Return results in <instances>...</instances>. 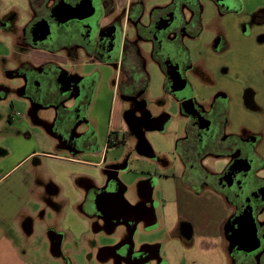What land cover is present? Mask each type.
<instances>
[{"label":"flooded vegetation","instance_id":"1","mask_svg":"<svg viewBox=\"0 0 264 264\" xmlns=\"http://www.w3.org/2000/svg\"><path fill=\"white\" fill-rule=\"evenodd\" d=\"M212 1L219 7H231L228 0ZM3 2L8 3L4 8L9 12L25 18L19 39L12 43L29 52L27 60L10 77L20 82V93L27 90L25 96L37 113L52 111L48 131L62 151L99 149L95 123L89 114L100 79L73 78L60 68V63L73 70L80 63H89L99 71L110 70L106 89L130 101L136 93V81L140 83L137 95L144 91L145 62L151 61L163 71L166 93L186 120L185 131L174 144L173 156L180 169L171 174L173 197H161L166 230L157 229L154 220L152 209L159 203L153 200V187L145 181L142 190L146 203L134 204L125 198L124 187L117 179L118 169L106 165L108 150L124 142L118 131L109 130L100 184L90 178L74 180L81 185L83 198L77 206L82 220L89 225V235L79 240L52 235L53 253L57 256L61 248H70V252L63 253L71 256L69 264H77L78 255H84V264H166L160 256L169 242H189L195 225L210 226L222 219L220 241L232 263L264 264V175H260L264 156L257 153L262 150L260 135H226L222 129L225 95L198 100L190 85L189 78L198 77L199 72L186 42L195 38L194 30H198L201 19L193 0H169L164 4L162 0ZM174 82L183 85L181 91H172ZM0 85L1 91H9L8 86ZM247 95L244 98L250 101ZM81 129L87 131L77 135ZM141 143L145 142H137V152ZM57 160L69 161L64 157ZM46 190L60 197L52 185ZM54 204L60 206L63 202ZM211 213L212 218L208 217ZM141 222L151 230L145 233L154 240L150 243L162 240V246L142 243L137 247L134 237ZM116 230L125 231V237L115 239L112 235Z\"/></svg>","mask_w":264,"mask_h":264},{"label":"rangeland","instance_id":"2","mask_svg":"<svg viewBox=\"0 0 264 264\" xmlns=\"http://www.w3.org/2000/svg\"><path fill=\"white\" fill-rule=\"evenodd\" d=\"M3 1L0 0V77L10 80L12 87L8 85V92L0 90V190L9 182L4 181L3 176L28 154L36 153L33 159L22 162L12 171L14 174L10 181L21 171L36 168V171L45 173L43 182L48 183L53 178L51 166L62 171L63 164L56 160L58 156L67 155L62 153L61 146L58 148L57 140L38 118L33 104L25 96L27 90L20 93V82L10 77L27 60L29 52L12 43L19 39L25 18H19L5 9L8 3ZM167 1L162 0V4ZM228 1L231 5L229 9L217 6L212 0H193L201 11V19L198 30H194L195 38L186 42V47L199 75L195 79L190 77L189 81L198 100L220 93L225 95L223 132L244 137L245 132L259 129L261 121L264 128V111L260 108L264 106V0ZM49 59L57 61L56 57ZM60 64V68L73 78L99 77L100 84L95 90V103L89 117L95 123L100 143H103L108 130L118 131L119 139H124L123 143L110 148L105 154L106 165L115 166L118 176L122 171L117 178L119 182L122 185L136 180L148 182L159 205L161 197L171 199V174L180 169L173 156L174 144L183 135L186 120L174 99L166 93L163 71L155 63L146 61L147 85L137 95L140 83L136 81L135 96L126 101L119 94L115 95L113 90L106 89L110 70L99 71L89 63H80L76 70ZM248 91L255 93L254 100L244 98ZM19 136L21 138L18 139ZM137 142L150 146L148 156L137 152ZM257 153L258 156L263 155L264 147ZM36 162L38 165L33 167ZM260 175H264V170ZM39 193L44 210L55 208L56 214L58 208L54 203L59 196L49 195L43 190ZM125 198L131 201L130 197ZM44 210L37 212L38 217ZM213 214L208 217L212 218ZM29 222L26 221V224ZM50 237L49 232L35 236L33 247L37 249L38 262L69 264L70 255L60 252L56 256L53 253ZM151 239L143 231H139L136 238L137 243ZM214 246L215 242L211 240L193 238L188 242L176 239L166 245L163 258H167L169 264H233L226 253L220 249L217 251ZM75 262L84 264V255L75 256Z\"/></svg>","mask_w":264,"mask_h":264},{"label":"crops","instance_id":"3","mask_svg":"<svg viewBox=\"0 0 264 264\" xmlns=\"http://www.w3.org/2000/svg\"><path fill=\"white\" fill-rule=\"evenodd\" d=\"M0 84L12 87L10 82L5 77H0ZM247 94L250 101L256 98L254 92L248 91ZM260 108L264 111V106H261ZM37 115L38 118H40L46 125L47 130H49V125L52 121V111H39ZM259 126V129H255L254 131L260 135L261 146L263 148L264 128L262 121ZM94 127L96 129V126ZM95 129V138L99 149L79 153H71L67 150H63L62 153H65L67 154L66 156H68L63 157L67 158L69 161L61 162V164H63L62 171H57L53 168V166H51L53 169V178L48 180V183H46V181L43 182L45 173L36 171V168L23 170L16 177L11 178V181L9 179L14 174L12 171L17 168L19 164L22 162L24 163L26 160L33 159L36 153H31L25 156L12 168V171L3 176V178H5L4 181L9 182L3 189L0 190V264H40L36 258L37 249L33 247V241L36 240L35 236H42L43 233L49 232L50 236H63L64 239L67 240H79L89 235V225L82 220L80 216L81 213L77 206L83 198L81 185L76 183L74 180L77 178H90L98 184L101 182V161L105 150L107 136L105 137L103 143H100L98 138L99 136ZM86 131L87 130L81 129L76 133L78 135ZM19 138H21V136H19L18 139ZM58 157L60 158V156ZM37 165L38 163L36 162L33 167H36ZM121 173L122 171L119 172V176L117 174L118 178H120ZM63 181L66 183H63ZM49 184L52 185L54 189L58 190L60 194L59 199L55 203L59 201L63 202L62 205L57 206L58 209L56 214H54L55 208H48L44 210L45 206L39 199L41 194L39 193V190H43L48 193L46 187ZM143 184L144 182H138L136 180L133 183H124L122 185L125 190V196L127 198L130 197L131 202L134 204L146 203L142 190ZM37 189L39 190L37 191ZM153 200L156 201L157 199L154 198ZM28 204L30 205L28 206ZM40 210H44V212L39 215V220L37 212ZM152 212L154 220L158 224L157 229H160L161 231L166 230V224L164 225L162 223V205L157 204L152 209ZM46 214H48L47 217ZM26 221H30L29 224H26ZM222 222V219H219L214 221L210 226L206 224L195 225L193 238L211 240L215 242L214 248L217 251L220 249L226 253L224 245L221 244L220 241V228L222 226ZM147 229L148 225L146 223L141 222L139 224L134 237V242H136L137 247L142 243L159 244L162 246V240L150 243V241H154L152 239L150 241L145 240L137 243L136 238L138 232L143 231L144 233H147L151 231ZM112 236L115 239H122L125 237V231L116 230ZM147 236L150 237L149 235ZM29 244L30 246H28ZM70 251V248L60 249V252L62 253ZM160 260L169 264L168 259L162 257V253ZM150 264H157V262Z\"/></svg>","mask_w":264,"mask_h":264},{"label":"water","instance_id":"4","mask_svg":"<svg viewBox=\"0 0 264 264\" xmlns=\"http://www.w3.org/2000/svg\"><path fill=\"white\" fill-rule=\"evenodd\" d=\"M219 2H221V0H218ZM224 2V0H222ZM181 83H178V82H174L173 83V86H172V91L173 92H178V91H181L182 88H183V85H180ZM138 152L140 155H143V156H148L151 152V149H150V146L146 143H141L138 147Z\"/></svg>","mask_w":264,"mask_h":264},{"label":"trees","instance_id":"5","mask_svg":"<svg viewBox=\"0 0 264 264\" xmlns=\"http://www.w3.org/2000/svg\"><path fill=\"white\" fill-rule=\"evenodd\" d=\"M147 85V80L145 81V86ZM119 143H121V141H119Z\"/></svg>","mask_w":264,"mask_h":264}]
</instances>
